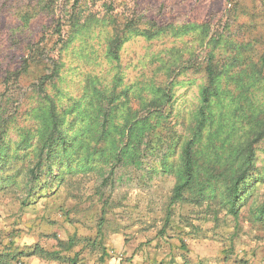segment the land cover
Wrapping results in <instances>:
<instances>
[{
	"label": "rangeland",
	"instance_id": "obj_1",
	"mask_svg": "<svg viewBox=\"0 0 264 264\" xmlns=\"http://www.w3.org/2000/svg\"><path fill=\"white\" fill-rule=\"evenodd\" d=\"M37 2L0 0V109L4 108L5 113L12 116L4 127L5 142L11 144L10 156L0 166V254L6 251L29 253L36 244L48 251L56 250L58 240L66 241L68 236L75 235L91 240L99 236L101 247L85 240L63 251L59 260H46L37 255L18 258L22 264H69L61 260L65 257H75V264H264V219H259L258 212L255 213L264 201V135L252 145L254 180L242 188L236 216L219 207L217 199L200 206L182 202L170 205L176 179L168 172L156 173L147 183L119 182L111 193L104 191L103 195L99 189L102 163L94 161L91 166L80 167L79 159L85 151L79 148L72 162L74 171L61 172L65 175L62 180H54V174L41 173L37 181L31 182L24 176L34 161V136H37V119L26 113L36 104L31 97L35 98V92H31L33 78L23 76L18 85L6 82L11 72L20 67L29 40L46 39L52 31L53 16L47 14H65L69 7L58 0L52 13H39L24 24L20 15ZM83 3V14L95 16L93 25L90 32L77 38L75 47L63 53L64 63L57 84L68 91V97L78 98L84 92L88 75L96 77L104 86L111 87L118 78L131 86L142 84L145 77H155L153 71L158 68L155 79L162 83L168 81L171 86L170 97L164 105L167 116L161 122L162 135L167 142L175 143L189 135L204 79L195 68L176 70L167 79L161 63L166 66L180 55L189 61H201L205 52L199 44V28L190 25L187 29L169 28L153 38H146L142 30L155 31L150 22L158 25L204 22L209 34L202 44L218 30L225 31L224 37L244 46L240 50L242 56L251 55L255 60V52H264V0H83ZM131 28L117 50V59H108L109 39L117 34L123 37L125 32L121 30ZM67 29L65 26L64 31ZM56 38L51 37L48 46ZM81 41L85 42L83 50ZM247 44L252 48L245 50ZM196 48L193 57H189ZM220 48L218 52L223 54L226 49L223 41ZM250 75L248 72L244 78ZM228 76L230 72L223 73L221 82H230L232 92L239 76L229 79ZM117 86L119 90L122 85ZM16 93L21 94L19 103L12 100L6 106L8 95ZM219 95L228 96L222 91ZM246 95L251 101L256 97L257 105L264 104L262 89L253 92L251 89ZM67 98L63 104L67 103ZM131 98V105L137 108V99ZM229 115L230 112L222 119L224 123ZM67 119L70 121L71 117ZM242 124L249 122L246 119ZM80 125L73 126L68 138L82 131ZM27 130L34 137L31 147L17 150L15 143ZM220 141V132L214 141L209 140L216 144ZM104 142L103 138H97L94 144L103 146ZM177 160V155L173 154L169 163L176 167ZM237 165L238 161L229 157L218 166L227 177ZM131 172L136 171L131 168ZM218 193L219 189L216 196ZM102 248L106 255L102 254Z\"/></svg>",
	"mask_w": 264,
	"mask_h": 264
},
{
	"label": "trees",
	"instance_id": "obj_2",
	"mask_svg": "<svg viewBox=\"0 0 264 264\" xmlns=\"http://www.w3.org/2000/svg\"><path fill=\"white\" fill-rule=\"evenodd\" d=\"M57 1L38 0L35 6L29 7L20 15L21 21L28 24L30 19L39 13H52ZM63 2L69 5L65 14H47L53 16L52 31L48 37L44 39L42 36L43 39L36 41L30 39L26 44V54L20 67L11 72L9 79L6 77V84L12 81L16 85L23 76L33 78L31 92H35L36 99L31 97L36 104L34 107L30 106L26 113L37 119V136H34V161L29 164L24 176L31 182L37 181L41 173L54 174V180H62L65 175L61 172L70 174L74 171L72 162L76 160L74 157L79 148L85 151L79 159L80 167L91 166L94 161L102 163L99 189L103 195L104 191L111 193L119 182L126 180L147 183L156 173L168 172L176 179L172 187L170 205L182 202L200 206L207 201L210 203L211 199H217L219 207L236 216L240 207V203H237L241 190L251 179L254 180L251 173V169L253 172L255 168L252 145L264 135V104L257 105L256 97H252L251 101L246 95L251 89L252 92L262 89L264 93V52H255V60L251 55L242 56L240 50L244 46L224 37L225 31L218 30L213 31L207 42L202 44L209 34V27L204 22L186 25H158L156 22H150L155 31L152 33L149 29L142 30L146 38H153L169 28L187 29L189 25L199 28V44L205 52L201 61H189V58L180 55L175 61H169L166 66L164 62L161 63L167 79L171 78L176 70L190 68L201 72L204 79L198 93L199 104L192 116L189 135L171 143L167 142L161 130V122L167 116L164 113V105L170 97L171 86L168 81L162 83L155 79L158 68L153 71L155 77H145L142 84L131 86L123 84L121 78L113 81L111 87L104 86L96 77L88 75L84 92L78 98L68 97V91L60 88L57 83L63 68V53L75 47L80 35L91 31L95 17L94 14H83V0ZM65 26H68V29L64 31ZM132 29H122L121 31L125 32L123 37L117 34L115 38L109 39L106 46L108 59H117V50L122 46L127 32ZM54 35L56 40L48 46ZM221 41L226 48L223 54L218 52L221 50ZM83 43L85 42H80L82 50ZM245 46V50L252 48L251 44ZM197 50L198 48L193 49L188 54L189 57H193ZM42 68L49 72L46 73ZM225 72H230V76H239L234 82L235 89L232 92L229 90L230 82H221ZM248 72L251 75L246 79L244 75ZM117 84L122 85L119 90ZM142 91L146 92L145 95ZM220 91L227 92L228 96H220ZM131 96L137 99V108L131 105ZM20 97V93L8 95L6 106L12 100L19 103ZM65 98L67 103L63 104ZM242 101L248 104H243ZM229 112L232 117L229 115V120L224 123L222 119ZM10 117L4 108L0 109V166L10 156L11 144L5 142L7 135L4 130ZM68 117H71L70 121ZM246 119L249 124H242ZM76 124H81L82 131L68 138L69 132ZM218 132L221 135L220 144L209 142L210 138L215 140ZM34 137L33 133L27 130L15 143L16 149L31 147ZM97 138L106 141L103 146L94 144ZM90 143H93V146ZM16 149L13 153H16ZM173 154L178 157L176 167L169 163ZM229 157L238 161V165L226 177L222 175L221 166L218 165ZM54 159L57 161L52 164ZM52 166L55 171H52ZM65 166L67 167L64 170ZM129 168L130 170L126 171ZM131 168L136 171L134 174ZM56 171L59 172L58 175ZM256 212L259 219H264V201ZM169 218L167 216V221ZM101 226L100 223L98 235ZM85 240L101 247L102 239L99 236L91 240L88 237L77 238L70 235L66 241L58 240L56 250L48 251L36 244L29 253L6 251L0 254V264H12V260L22 264L18 258L20 255H37L46 260H59L63 251L71 250ZM102 250V254L106 255L104 248ZM61 260L75 264V257H65Z\"/></svg>",
	"mask_w": 264,
	"mask_h": 264
}]
</instances>
